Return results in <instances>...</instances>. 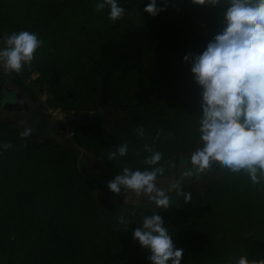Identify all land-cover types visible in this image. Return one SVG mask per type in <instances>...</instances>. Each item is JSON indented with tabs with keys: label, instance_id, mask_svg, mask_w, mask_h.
I'll return each instance as SVG.
<instances>
[{
	"label": "trees",
	"instance_id": "obj_1",
	"mask_svg": "<svg viewBox=\"0 0 264 264\" xmlns=\"http://www.w3.org/2000/svg\"><path fill=\"white\" fill-rule=\"evenodd\" d=\"M99 2L0 0V49L21 31L42 41L22 75L0 68V100L9 82L29 102L26 112L0 118V145H12L0 147V264H152L133 230L154 213L183 250L181 264L264 260V184L215 162L201 173L191 162L202 146V89L191 72V55L222 31L226 0L216 6L156 0L163 10L154 16L144 11L149 0H117L124 16L115 22L108 6L96 10ZM44 92L50 108L96 113L94 120L73 125V145L52 136L53 124L39 113ZM21 116L30 117L29 124ZM25 127L33 131L22 138ZM125 143L126 155L107 158ZM145 145L162 153L157 165L145 163L151 155ZM75 146L101 158L114 178L125 167H162L156 181L172 175L165 193L171 204L156 209L122 203L128 211L118 215L110 194L97 192L107 181L98 185L80 172ZM179 163L189 167L183 180ZM184 194L191 200L185 202Z\"/></svg>",
	"mask_w": 264,
	"mask_h": 264
},
{
	"label": "clouds",
	"instance_id": "obj_2",
	"mask_svg": "<svg viewBox=\"0 0 264 264\" xmlns=\"http://www.w3.org/2000/svg\"><path fill=\"white\" fill-rule=\"evenodd\" d=\"M192 3L216 6L220 0H192ZM226 3L219 21L222 31L207 43L202 53L191 55V72L202 89L198 128L202 146L192 153L191 162L201 173L215 162L233 173L243 171L254 185L264 184V0H226ZM106 6L111 22L124 16L117 0H101L95 5L97 11ZM162 10L156 0H149L144 8L153 16ZM41 44L37 35L28 31L8 36L5 47L0 49L5 72L19 73L23 66L30 65ZM184 60L188 61L189 56ZM32 131L31 127H25L20 136L26 138ZM136 132L142 136L144 130L141 127ZM0 147L7 150L12 145L4 143ZM144 148L151 153L145 163L157 165L162 153L153 151L149 145ZM127 151V143L118 145L107 158L113 160ZM162 173V167L150 171L125 167L107 187L117 195L122 188L137 196L147 195L156 209H167L171 204L169 197L156 185L157 175ZM184 199L190 201L191 195L184 194ZM128 223L120 219V225ZM133 238L148 249L147 258L152 264H181L183 250L175 248L161 216L154 213L144 217L141 226L133 230ZM237 264H264V260L249 261L241 256Z\"/></svg>",
	"mask_w": 264,
	"mask_h": 264
},
{
	"label": "rangeland",
	"instance_id": "obj_3",
	"mask_svg": "<svg viewBox=\"0 0 264 264\" xmlns=\"http://www.w3.org/2000/svg\"><path fill=\"white\" fill-rule=\"evenodd\" d=\"M5 40L2 43V48L5 47ZM18 74L22 75L23 70H21ZM9 86H11V83L8 82L6 84V87ZM39 95H40L39 101L42 103L43 106L41 109L42 112L39 113H43L46 120L50 121L49 124L50 126L51 124H53L52 136H54L57 140L61 142H66L69 145H73V143L70 142V136H71L70 130L72 129L73 125L88 123L96 118L95 112L76 114L71 112H62L60 109L50 108L48 107V102L46 101L48 95L45 92ZM1 96H3V91L1 93ZM2 99L0 100V118H8L9 116L13 117L14 115L13 113H17V111L16 112L10 111L5 107H3V103H1ZM18 120L21 121V123L27 125L30 122V117L21 116L19 117ZM75 147L78 154V167L80 172L87 175L91 180H93L98 185L101 183L105 184V181H107L103 188L97 189V192L104 191L105 193L110 194V199L113 200L120 207L118 215L120 213L123 214L124 212L128 211L127 207L123 206L122 203L127 204L128 202L136 205L151 204L153 207H156L155 203L151 201L147 195L142 194L140 196H137L131 190L125 192L123 188L121 189L119 195L110 191L109 188L107 187V184L109 181L113 180L114 177L112 175H109L108 170L106 169L103 163V160L101 158H94L89 152H87L81 147H77V146ZM177 170L180 171L181 180H183L184 177L188 176L189 167L184 163H179ZM171 177L172 175H168V176H164L163 178H160L158 181H156L157 187L166 193L169 189H171V184L169 185Z\"/></svg>",
	"mask_w": 264,
	"mask_h": 264
},
{
	"label": "water",
	"instance_id": "obj_4",
	"mask_svg": "<svg viewBox=\"0 0 264 264\" xmlns=\"http://www.w3.org/2000/svg\"><path fill=\"white\" fill-rule=\"evenodd\" d=\"M3 96L4 98L1 103H3V107L6 109L15 112H26L29 109V102L27 98L23 96L17 88L12 86L3 88ZM98 113L101 119L106 122L107 112L99 106Z\"/></svg>",
	"mask_w": 264,
	"mask_h": 264
},
{
	"label": "built area",
	"instance_id": "obj_5",
	"mask_svg": "<svg viewBox=\"0 0 264 264\" xmlns=\"http://www.w3.org/2000/svg\"><path fill=\"white\" fill-rule=\"evenodd\" d=\"M3 67L2 62H0V68Z\"/></svg>",
	"mask_w": 264,
	"mask_h": 264
},
{
	"label": "flooded vegetation",
	"instance_id": "obj_6",
	"mask_svg": "<svg viewBox=\"0 0 264 264\" xmlns=\"http://www.w3.org/2000/svg\"><path fill=\"white\" fill-rule=\"evenodd\" d=\"M12 115V114H11ZM45 120H46V118H45Z\"/></svg>",
	"mask_w": 264,
	"mask_h": 264
}]
</instances>
